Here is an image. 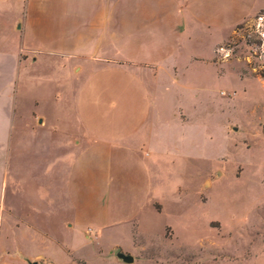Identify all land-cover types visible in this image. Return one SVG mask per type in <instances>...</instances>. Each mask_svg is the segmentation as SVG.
I'll return each mask as SVG.
<instances>
[{
  "label": "rangeland",
  "instance_id": "obj_1",
  "mask_svg": "<svg viewBox=\"0 0 264 264\" xmlns=\"http://www.w3.org/2000/svg\"><path fill=\"white\" fill-rule=\"evenodd\" d=\"M263 1L219 0V7L223 12L230 6L237 18ZM260 15L264 8L213 50V41L230 29L197 30L200 36L193 43L186 36L171 46L124 48V57L156 62L157 69L61 54H43L32 67L12 54L19 36L0 16V152L10 123L12 149L17 151L6 204L0 162V264H21L28 247L60 264H264V37L256 30ZM117 49L105 48L121 57ZM75 62L79 71L73 68ZM82 91L85 115L78 106ZM33 112L64 123L68 134H61L63 144L85 131L90 135L85 143L95 136L112 138L104 140L110 149L108 165H113L106 170L107 184L96 189L86 183L102 214L91 209L79 216L69 171L72 157L61 167L60 190L46 185L53 181V170L46 168L51 159H42L44 169L36 166L37 171L39 160L20 157V152L52 150L49 136L27 138L26 130L21 136V125ZM31 123L35 128L37 122ZM99 157L95 154L93 173L101 171ZM27 162L32 175L26 172ZM25 182L26 198L21 191ZM5 209L19 214L25 209L32 230L9 237ZM118 251L133 255L134 262L118 258ZM37 260L47 263L42 256Z\"/></svg>",
  "mask_w": 264,
  "mask_h": 264
},
{
  "label": "crops",
  "instance_id": "obj_2",
  "mask_svg": "<svg viewBox=\"0 0 264 264\" xmlns=\"http://www.w3.org/2000/svg\"><path fill=\"white\" fill-rule=\"evenodd\" d=\"M190 1L194 5L185 6V3ZM181 3L184 6H181ZM184 7L186 8L184 9ZM263 8L264 1L258 2L247 7L236 18L231 16L230 6H226L221 12L219 0H0V16L5 18V25L10 31L19 36L18 50L11 53L15 54L19 61L29 63L32 67L38 65L43 54L51 56L61 54L123 66L145 64L149 68L153 66V69H157L156 62L142 61L139 56L124 57V48L171 46L173 43L183 41L180 38L186 36L189 37V42L193 43L200 36L197 30H205L208 33L220 28L230 29L227 36L213 41V50L231 34L238 24L251 18ZM181 28L183 31H180ZM5 41L12 45L10 38H6ZM108 45L119 47L120 49L116 51L121 50L122 56H112L110 52L105 50ZM73 68L75 71H79L81 66L75 62ZM77 95L81 115H85L86 109L83 103L86 99L85 92H78ZM26 120V124H22L20 128L21 136H23L24 130H26L24 134L27 138L33 134L38 137L42 135V137L47 138L49 136L52 150L20 152V157L27 160L31 158L39 160L35 164L37 171L39 169L36 166H42L44 169L42 159H51V163L46 168L53 170L51 172L53 181L51 184L45 183L56 186L59 190L62 183L61 167L66 157H72L69 171L71 170L70 174L73 176L71 185H75L74 192L77 194L75 204L79 216L88 214L91 209L102 214L103 208L94 201L91 189L86 190V183L91 182L93 187L96 186V189L100 187V184H107L108 171L106 172V170L109 168L113 170V165L112 162L110 167L108 165L110 149L108 142L104 140H111L112 138L106 136L100 139L99 136H95L92 141L85 143V139L88 136L90 138L89 133L85 131L81 134H73V137L69 136L68 143L63 144L61 134H68V131L62 121L51 120V116L44 112H33V116ZM33 121L37 122L35 128H32L31 122ZM13 136V128L10 123L8 131L5 133L3 150L0 152V162L4 174L5 204L7 203L9 181L11 182L13 170L17 167V151L12 149ZM72 143L75 144L74 147L71 146ZM64 145H66V150H61ZM95 154L100 156L99 168L101 171L93 173L92 164ZM146 154L148 155V152ZM27 164L26 172H30L32 175V167L29 162ZM40 180V183L43 184V177ZM36 181L39 182L38 179ZM26 182L21 184V191L24 192L25 198ZM25 202H22L21 206L24 207ZM23 210L25 212V209ZM23 210L19 214L12 209H5V223L11 224L9 231L6 229L10 233L9 237L16 236L20 231L22 233L32 230V223L25 218ZM22 215L25 220H23ZM16 220L20 221V225H15ZM87 231L84 233L86 237ZM45 233L49 235V231H45ZM113 246H111L112 253L114 252ZM68 250L70 249L66 247L65 251L70 255L71 261L76 262L71 258V250L70 252ZM10 253L11 248L7 254ZM33 254L36 256H32ZM37 255L47 259L46 264H60L59 261L30 247L22 251V258L19 259L21 264H32V262L43 264L37 260Z\"/></svg>",
  "mask_w": 264,
  "mask_h": 264
},
{
  "label": "water",
  "instance_id": "obj_3",
  "mask_svg": "<svg viewBox=\"0 0 264 264\" xmlns=\"http://www.w3.org/2000/svg\"><path fill=\"white\" fill-rule=\"evenodd\" d=\"M117 256L126 263L134 262V257L131 254H126L124 252L118 251ZM32 264H37V262H32Z\"/></svg>",
  "mask_w": 264,
  "mask_h": 264
},
{
  "label": "built area",
  "instance_id": "obj_4",
  "mask_svg": "<svg viewBox=\"0 0 264 264\" xmlns=\"http://www.w3.org/2000/svg\"><path fill=\"white\" fill-rule=\"evenodd\" d=\"M258 20L260 21L258 23V28H256L257 33L261 36V38L263 39L264 37V15H260L258 17ZM264 44V43H263Z\"/></svg>",
  "mask_w": 264,
  "mask_h": 264
}]
</instances>
